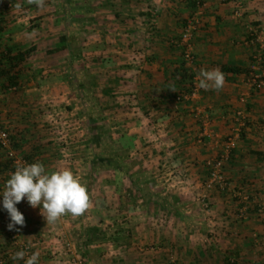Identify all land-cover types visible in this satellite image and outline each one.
I'll return each instance as SVG.
<instances>
[{
    "label": "crops",
    "instance_id": "1",
    "mask_svg": "<svg viewBox=\"0 0 264 264\" xmlns=\"http://www.w3.org/2000/svg\"><path fill=\"white\" fill-rule=\"evenodd\" d=\"M88 1V23L74 26L71 34L87 36L81 38V41H88L85 47H89L87 49L93 61L87 65L89 71L75 68L77 64H82L81 61L71 62L72 78L67 82L75 86L79 84L83 89L85 87L81 82L84 81L91 82L89 88L95 83L96 86L104 83L105 89L94 93L88 88L84 97L94 101L99 98L105 102V105L102 102L101 105L104 106L106 125L100 128L102 123L97 122L95 107L90 103L86 110L82 108L83 112H80L77 102L82 97L81 92L72 90L71 97L76 101L74 111L83 121L85 131L83 140L76 138L79 152L72 149V156L62 158L55 151V142L49 143L47 138H41L40 135H44L45 131L40 128L44 126L45 114L49 113L46 108L49 107L50 96L47 91H41L43 87L39 83L42 81L51 87V95L63 97L65 94L62 86L67 83L64 80L69 76L64 74L66 62L59 60L62 56L58 53L63 49L52 54L56 56L55 62H51L54 66L49 65V62L39 63L41 60L32 57L41 47L45 49L46 46L48 49L50 43L58 48L59 36L51 40L40 36L34 39L35 35L32 34L29 48L36 47L37 50L26 62L11 70L9 62L0 60V126L10 136L9 143H0V191L14 172L19 159L26 163L39 162L49 172L69 169L63 167L64 163L80 167L86 157L85 151L89 150V153L91 146H96L97 138L93 133L101 129L110 132L121 129L127 132L119 143L123 147L132 143L138 146L139 170L133 174L129 171L118 173L116 180L119 178L122 182L119 186L117 183L113 185L112 171L108 175L105 172L107 176L103 180L104 185L98 187V180L93 179L97 174L90 165L88 176L92 182L86 187L88 208L78 216L66 213L55 223L47 222L41 213L43 209L31 207L25 198L16 205L24 214L25 223L10 229V217L0 204V264H22L23 259L17 260L14 257L16 252L26 247L39 254L37 264H70L66 243H71L72 251L82 256L87 264L96 260L99 264H112L123 258L120 250L124 242V231L112 239H107V234L102 238L96 233L100 229L106 231L105 226L109 231H113L114 227H120V230L134 229L132 232L137 237L133 242L137 244L159 243L162 239L174 242L178 237L175 234L176 227L180 225L185 226L184 236L180 239L182 243L187 241L186 244H189L193 238L208 242L212 238L216 239L214 235H210L212 238H208V235L201 238L203 234L197 228L200 223L216 227L218 242L222 245L220 249L234 253L239 264H264V250L254 246V235L258 234L264 239V224L258 216L257 206L253 204L255 198L264 202V87L254 88L252 75L249 74L254 57L259 48L263 47L264 0H205L200 9L196 0ZM150 5L158 9V22L153 30L149 26ZM237 10L242 13L240 18L235 16ZM196 14H200V25L193 41L196 64L190 67L185 65L181 49L176 43L183 33L185 22ZM73 19L83 21L84 18L78 16ZM35 40L40 41L37 43ZM68 43H71L70 39ZM69 47H72L71 44ZM46 49L44 51L47 53ZM129 51L142 54L144 62L140 71L135 72L129 68ZM103 58L106 62L101 63ZM51 67H54L53 71H49ZM224 67H237L248 72L233 73L224 71ZM37 68L45 70H41L40 74ZM213 68H219L224 73L225 84L222 89L204 90L199 87L197 98L191 101L179 100L180 94L190 87V79L184 78L186 74L183 72L193 74L199 86L201 69ZM18 74L20 78L14 79ZM113 81H116L115 84ZM53 84L61 89L54 91ZM133 98L137 99L133 102L135 107H127L128 101H133ZM115 100L121 105L120 109H114L117 104ZM41 108L43 114L39 112ZM240 114L247 121L241 122V116H237ZM135 115L136 118H132ZM205 129L209 135L202 140ZM235 130H240L242 135L236 143L232 159L224 169L232 192L211 191L209 197L213 204L212 211L202 210L195 202L191 203L192 208L187 204L185 207L179 204L175 196L177 193L193 198L202 189L209 177L210 163L222 151L223 139ZM151 132L153 138L145 141ZM77 136L83 137L82 130L78 131ZM162 152H174V157L178 156L176 160L180 163L183 181L186 180L184 187L161 190L157 187L159 185H154L156 189L145 186L147 178L143 165L145 168L150 163L158 165L161 155H164ZM22 156L26 159H22ZM90 156L87 154L91 164L93 158ZM151 167L154 177L160 181L159 170L156 173L154 166ZM73 173L81 179L82 174ZM130 177L136 179V186L131 185L128 180ZM167 191H170L169 194ZM164 195L168 198H164ZM103 201L104 208L101 206ZM178 208L184 212L179 210L177 213ZM193 209L201 212L203 221L196 217L197 212ZM240 213L243 217L238 216ZM180 214L184 220L179 217ZM104 216L107 217L105 224H101ZM178 219L181 220L180 224ZM162 223L167 224L170 231L160 233ZM88 227H96V235L88 232ZM87 233L91 242L88 241ZM185 250L188 251H185L186 257L192 262L200 258L204 261L202 264L210 263L205 260L207 257L202 250L197 252L196 248L186 246ZM222 253L213 254L215 261L210 264H223Z\"/></svg>",
    "mask_w": 264,
    "mask_h": 264
},
{
    "label": "rangeland",
    "instance_id": "2",
    "mask_svg": "<svg viewBox=\"0 0 264 264\" xmlns=\"http://www.w3.org/2000/svg\"><path fill=\"white\" fill-rule=\"evenodd\" d=\"M88 3H89L88 0H44V6L37 7L36 3L32 2V0H0V50H2L1 51L2 53L0 52L1 62H4L6 60L4 57H5V54L8 55L7 53L8 49L13 50L12 54H17L19 51H25L29 49V46H31L30 40L32 38L31 37L32 34L35 35L34 39H38L40 36V38L42 39L49 38V40H51L52 38L57 39L58 36L60 40L62 36H65L67 38V43H68V39L71 40V43H68L67 47L63 49V51L58 50L55 45H52L53 43L52 44L50 43V45L48 46V49H46L47 47L45 46L47 53L46 51H44L45 49H42V47H41V50L37 52H35L37 50L36 49L34 51L35 53L33 52L34 53L32 56L33 59L41 60L39 61V63L49 62V65L54 66V64L53 63L51 64V62H55L56 56H52V54L62 51L58 53V54H61L60 56H62L61 58H59V60L61 59L63 62H66L64 63L66 67V69L64 70L65 72L64 74H68L69 76L67 77V79L64 80L65 83L67 81L70 82L72 78L70 75L71 74L70 72H72L70 71L71 62L81 61L82 64L81 65L77 64L75 68L76 69L85 68L87 71H89L90 68H87V65L91 61H93V57L90 54V51L87 49L89 47H85L88 41H86L85 43L81 41V38H86L87 36H84V35L78 36V35L71 34L72 29L75 28L76 26L77 27H79V25L84 26L88 23L89 21L87 17L89 15L88 8H90L88 6L89 5ZM78 16H82L84 18L83 21L80 20L81 17L80 19H78V21L73 19V17H78ZM142 23L144 24V22ZM9 26L11 27L10 29H9ZM46 30H47V33H44ZM42 35L44 37H42ZM73 38L75 39V43L73 42ZM39 41L35 40V42L37 43ZM32 44H34V41H32ZM70 44L72 47H69ZM263 45H264V41H263ZM261 50L262 48H259L256 55L262 54L263 59L258 60L254 58L253 59L254 62H252V67L250 68V72L254 76L258 75L261 81H264V55H263L264 50L262 51ZM79 51H81V54H79ZM82 54H85V55L83 56ZM141 55L137 51H129V56L127 58H128V61L131 62V66L129 67V68H132L131 70H134L135 72L141 70L142 68L141 66H143L142 62H144V59L142 58ZM30 56L27 57L26 61L30 58ZM103 62H106L104 58L102 59L101 63ZM53 68L52 67L49 68V71L50 70L53 71ZM100 68L104 69L103 66H100ZM36 70L40 73L41 70L43 71L45 69L37 68ZM50 74H55V73L50 72ZM18 76L19 74L15 76L16 80L20 78ZM69 82H67L66 84H63L62 86V89H64V94H65L63 97H57L55 94L51 95L50 94V92L52 91L51 87L49 88L42 81L39 83V85L43 87L41 88L42 89L41 91L42 92L47 91L50 96V99H48L49 107L46 108L49 113L45 114L46 120H45L44 126H41L40 128V130L45 131V133L43 132L44 135L41 134L40 136H42L41 138L43 139L47 138L48 139L47 142L49 143L55 142V144L57 145V149L55 151L59 153V155L62 156V158H65V159L68 158L69 155L72 156V153H73L72 149H75L76 152H79L77 149V145H76V140H77L76 138H80L83 140L84 133H85L82 127L84 123L82 120L78 118L77 111H74V108L76 107V101H74V99H72L71 97L72 90H80L81 92L82 97L78 100L79 103L77 102L78 106L81 108V111L80 110L79 111L83 112V109L86 110L88 107L87 104L90 103L91 106L95 107L94 109L97 114V117H96V119L98 120L97 122L102 123L100 125L101 126L100 128H104V125H106V123H104L106 122V118L104 115V106L101 105L102 101L99 98H97L94 101V99L90 100L84 97V95H86V91L91 85L90 84L91 82L90 83L88 81L81 82V85L85 87L84 89L82 86H79V84H76L75 86L74 83H69ZM115 82L116 81H113L114 84ZM15 84L18 85V82H16ZM53 86H54V91L55 89L57 90L61 89V87L60 88L56 87V84L55 85L53 84ZM28 87L30 88L31 86H28ZM89 89H92L91 91H93L94 93L97 90L98 91L103 90L105 89L104 83H101L100 85L97 84V86L95 83V85H93V87ZM132 100L133 101L131 100L128 101L127 107H135L136 104L133 102L137 101V99L133 98ZM102 103L104 104L105 102L103 101ZM115 105L116 106L114 107V109L121 108V105H119V103ZM39 112L43 114V109L41 108ZM237 116L238 117L241 116L242 118L241 122L247 121V118L243 116V114H240ZM82 118L83 117H81V119ZM132 118H136V115L133 116ZM79 129L82 130L83 137L77 136L78 131L80 132ZM125 134H127V132L122 131L121 129L114 130L112 132L101 129L99 135L97 136V139L95 140L97 143V146L95 147V149L94 148L91 149L89 153H88L89 150L85 151L86 157H85V160L81 162L80 164L81 166L75 167V164L64 163L63 167L64 168L67 167L75 173L82 174L80 181L84 185H86V187L88 186V183L90 185V183L92 182V179H90L91 178L90 175L88 176L89 174L88 169L90 165L92 166L91 167L92 171L97 174L96 178H93V179L94 181L98 180V187H103L104 185L103 180L105 179V176L110 174V171H112L113 177H114V178L112 177L113 185L116 186L115 184L117 183L119 186L120 183L122 184V182L119 178L116 180V176H118V173L120 174L121 171H125V172L129 171L133 174L135 173V171L139 170V167H138L139 160L137 158V155H138L137 147L138 146L136 147V145L132 143V144L126 145L125 146L126 148H125L119 143L120 142L119 140H121V138H123ZM152 138H153V132H151V134L146 137L145 141H149ZM9 139H10V136H9ZM202 140H204V138H202ZM99 142H100V145H99ZM223 142H225L224 139H223ZM149 144L150 143L145 144V146ZM165 153L166 154L168 153V155H165ZM165 153L164 155H161V153L159 154L162 156V159L161 160L159 159L160 163L158 165L155 163H150L149 165L148 164L149 162L146 163L148 164L149 168L148 166L145 168L144 167L145 165H143V170L145 171L146 178H147L145 180L146 187L155 188L157 185H159L157 187H160L161 190H166L167 188L171 190H176L178 188H181L182 186L184 187L186 180L183 181V178H182L183 176L181 175L182 170L180 168V163L177 162L176 160V158L178 159V156H176L175 158L174 156L176 154L174 152H165ZM87 154H91L90 157L93 158L91 164L88 161ZM92 154L95 157L92 156ZM148 154L149 153H147V155ZM100 157L112 158V160L109 161L110 163H112V167L109 166L110 163L108 162V159H104L103 161ZM21 158L26 159V157L24 156H22ZM171 160L175 162H172ZM151 165L154 166L156 173L159 170L160 176H161L160 181H158L154 177V174L152 171L153 167H151ZM109 167H111L112 169ZM209 168H210V165H209ZM105 172H107V175L105 174ZM128 180L131 182L132 186H136L133 180L131 179H128ZM154 185L156 186L154 187ZM215 190H218V189H213L211 191H215ZM204 191L205 190H204V184H203L202 189H200L199 192H196L197 195H194L193 198L190 197L189 195L187 196L181 195L180 193H177V195L175 196L178 197L179 204L182 203L181 205L184 207L186 206V204L188 206L190 205L191 207L192 205L191 203L195 202L196 204L199 205V207H201L202 210L204 209V211H212L213 204L210 202V197H209V193L211 191L209 192L206 191V194L208 193V200H207L208 203L206 202L203 203V201H201L202 200L201 195L204 193ZM169 192L170 191H167L168 194ZM225 192H232L231 185H230V189ZM163 197L166 198L167 195H164ZM164 198H162V201ZM255 202L256 204L261 203L264 205V202L261 201L260 198H255V201L253 202V204H255ZM206 204L208 207H206ZM101 206H103L104 208V201L102 202ZM179 210L181 209L178 208L177 213ZM193 210L197 212L196 217L201 218V220L203 221L204 217L201 214V212L199 210L197 211L195 209ZM181 211L182 213L184 212L183 210ZM257 213H258V216L261 222L264 224V220L262 219L261 214L258 211V208H257ZM179 217H181L182 220L185 219L182 214H180ZM105 218L107 217L104 216L101 218V224L105 222ZM177 222L180 224L181 220L179 221L178 219ZM98 224H100V222ZM161 226L162 227L159 228L160 233L162 231L165 232L166 230L167 231L169 230L166 227L167 224L165 225V223H162ZM105 227H106V231H103L102 229H100L101 231H98L96 234H98V236H101L102 238H105L106 237L105 235L107 234L108 235L107 239H112L113 237L114 238L117 237L119 233L121 234L124 231V234H123L124 242L122 243L121 250H120L123 258L118 259L115 262H112V264L116 262L117 264H202L204 262L200 258L198 259L193 258L194 260L192 262L189 257H186L187 254L185 253L186 251L185 246L196 248L197 252H199V250H202L203 254L207 257V259L205 260L207 262L209 261L210 263H214L215 261V259H213V254L216 255L219 252L222 253L224 250L226 252L224 251V254L222 253L221 255V257H223L221 260L223 264H225L227 261L236 262L238 264L240 262L234 253H231L230 251L228 252V249H224V250L220 249L222 245L218 242L219 237H217L216 235L218 232L216 227H212L213 228L212 229L211 227L204 226V224L202 223H200V225L198 224V227H197L199 229V232H202L201 234H203L201 238H203V236L205 238L207 235L209 236L208 238H212L210 235L212 236L214 235L216 236V239L212 238L208 242V241H203V239H200V238L199 239L193 238L196 241L191 239L192 242L191 243L189 242V244L188 243L186 244L187 241L182 243L180 239L182 238V236H184L185 226L180 225L176 227L175 234H177L178 237L176 238V241L174 242H167L165 239L164 240L162 239L159 243L149 242L146 244H137V242H133L134 238L137 237L136 233L132 232L134 229L132 230L131 228H126L125 230H122V229L120 230V227H114L113 231H109L108 227L107 226ZM86 229H85V234H86ZM211 229H212V232H210ZM83 240H84L83 243H85L86 240L85 239ZM195 242H196V245H195ZM69 244L71 245V243ZM254 246L259 247L263 250V248L259 246L258 244H256L255 242H254ZM70 248H71L70 250L67 249L69 253H71V251L73 250L72 245ZM83 261L85 262V264H87V261H85V259H83ZM99 263L100 262L96 260L94 261V263L92 262L91 264H99Z\"/></svg>",
    "mask_w": 264,
    "mask_h": 264
},
{
    "label": "clouds",
    "instance_id": "3",
    "mask_svg": "<svg viewBox=\"0 0 264 264\" xmlns=\"http://www.w3.org/2000/svg\"><path fill=\"white\" fill-rule=\"evenodd\" d=\"M37 7L44 6V0H32ZM199 87L204 90H220L225 84L224 73L219 68L201 69ZM3 209L10 217L8 227L24 225L25 217L16 205L26 198L31 207H40L42 215L49 223H55L62 215L82 214L89 206V195L84 185L70 169L46 171L39 162L23 163L16 167L6 181L2 191ZM23 250L16 252L14 259H24ZM38 253H33L25 260V264H37Z\"/></svg>",
    "mask_w": 264,
    "mask_h": 264
},
{
    "label": "built area",
    "instance_id": "4",
    "mask_svg": "<svg viewBox=\"0 0 264 264\" xmlns=\"http://www.w3.org/2000/svg\"><path fill=\"white\" fill-rule=\"evenodd\" d=\"M197 2V7L198 9L202 8L205 4V0H196ZM149 13L151 14L149 26L150 29L153 30V28L157 25L158 22V9L155 6L149 7ZM236 17H241L242 13L240 10H237L235 12ZM200 14H196L195 16L189 18L184 25L183 33L180 37V39L177 41V45L182 51V56H183V61L185 62V65L193 67L196 64V57L194 53V36L195 33L197 32L199 25H200ZM262 50H264V45L262 47ZM261 50V51H262ZM255 59L262 60V54L256 55L254 57ZM251 78L253 81V87L258 88V87H264V81H261L258 75H253L251 73ZM199 93V86L198 82L196 81L195 78L190 79V87L189 89L184 93H181L179 96V100L183 101H191L195 98H197V95ZM240 117V116H239ZM242 118H240L241 120ZM206 133L201 137L204 138V136H208V131L207 129ZM241 137V131L240 130H235L233 131L230 135L224 138L223 142V148L221 153L219 154L218 158L210 163V174L207 179V181L204 183V193L201 195V198L203 203H208V193L206 194V191H211L213 189H218L220 191H227L230 189V184L227 181L225 174H224V169L226 165L230 162L231 160V155L233 150L236 147V143L238 139ZM9 135L1 129L0 126V143L1 144H7L9 143ZM26 163L24 161L18 160L16 162V167L20 164ZM16 167L14 171L16 170ZM258 204V205H257ZM255 202V205L258 208L259 213L261 214L262 219L264 220V205L261 203ZM206 207L207 204H206ZM207 210V209H206ZM238 216L243 217V214L240 213ZM254 242L261 246L264 250V239L260 238L257 234L254 235ZM65 247L70 250L71 245L69 243L65 244ZM25 252V257L22 261V264H25V260L33 254L32 249L30 247H26L23 249ZM70 264H85L83 259L77 254V252L71 251L70 253Z\"/></svg>",
    "mask_w": 264,
    "mask_h": 264
},
{
    "label": "trees",
    "instance_id": "5",
    "mask_svg": "<svg viewBox=\"0 0 264 264\" xmlns=\"http://www.w3.org/2000/svg\"><path fill=\"white\" fill-rule=\"evenodd\" d=\"M67 47V38L65 36H62V38L60 39V43H59V46H58V50H61V49H65ZM36 50V47H31L25 51H19L17 54H12L13 50L11 49H8L7 50V54H5V62H9L10 63V67L9 69H15L17 68L20 64H22V62H25L27 57L32 55V53ZM264 55V54H263ZM224 71H230V72H233V73H247L248 71L244 70V69H241V68H237V67H224L223 68ZM4 73L7 74V71H4ZM183 74H186L184 75V78H189V79H193L194 78V75L193 74H189V73H186V72H183ZM249 74H251V72L249 71ZM15 79V78H14ZM13 80V78H12ZM100 131L98 130L97 133H93V136L95 135L96 138L97 136L99 135ZM96 146H97V143H95ZM94 145V143H93ZM99 145H100V142H99ZM98 145V146H99ZM95 146V147H96ZM94 146H91V149H93ZM94 147V149H95ZM234 151V150H233ZM232 155H233V152H232ZM232 155H231V159H232ZM103 161L104 159H108V162L112 160V158H108V157H100ZM110 163V162H109ZM112 167V163H110V165ZM210 174V173H209ZM131 180L134 181V184H136V179L135 178H132L130 177ZM90 233L92 234H95L97 232L96 228H90L88 229ZM88 241L91 242V238L90 236L88 235ZM82 259H84L82 256H80ZM225 264H238L236 262H229L227 261Z\"/></svg>",
    "mask_w": 264,
    "mask_h": 264
}]
</instances>
